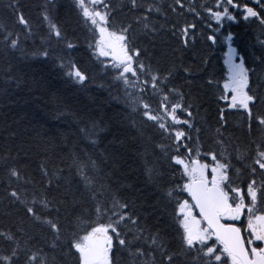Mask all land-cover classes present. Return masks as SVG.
I'll return each mask as SVG.
<instances>
[{"label":"snow or ice","instance_id":"1","mask_svg":"<svg viewBox=\"0 0 264 264\" xmlns=\"http://www.w3.org/2000/svg\"><path fill=\"white\" fill-rule=\"evenodd\" d=\"M255 3L259 10L240 0L201 5L171 0L166 7L157 0H127L120 8L112 0H74V16L64 26L53 22L49 11L56 4L50 5L39 20L47 24V46L32 55H55L67 77L83 87L93 78L92 69L72 59V53L79 46L77 30L85 26L94 40L89 48L106 58L100 66L117 86L113 98L124 110L107 123L88 113L74 114L71 132L49 138L71 163L54 171L40 165L39 180L26 170L25 141L9 144L4 138L0 207L7 223L0 224V264H264V84L251 78L255 69L246 67L244 57L232 61L237 52L231 34L225 37L228 77L217 98L224 107L217 109L215 125L209 126L211 145L202 153L204 129L175 84L180 70L175 63L171 69H154L142 58L147 49L135 37L137 29L146 38L158 35L163 26L153 17L163 16L171 24L169 39L178 45L173 51H189L197 37L187 15L222 23L236 20V10L264 27V0ZM7 7L12 24L0 19V81L18 86L17 54L26 55L35 30L19 0H9ZM124 9L128 15L117 26ZM206 40L215 43L216 36ZM255 59L264 65V49ZM200 62L208 63L206 58ZM182 71L190 86L191 66ZM217 83L209 78L206 86ZM226 112L241 116L242 137L230 131ZM4 130L12 140L19 136L6 122ZM126 138L139 140L142 155L154 157L144 160L139 187L125 170Z\"/></svg>","mask_w":264,"mask_h":264},{"label":"trees","instance_id":"2","mask_svg":"<svg viewBox=\"0 0 264 264\" xmlns=\"http://www.w3.org/2000/svg\"><path fill=\"white\" fill-rule=\"evenodd\" d=\"M209 3L210 0H207ZM242 0L241 3H244ZM113 4L120 8L127 0H112ZM203 0H190V3L201 5ZM9 0H0V19L9 25L12 24L11 9L7 7ZM56 4V8L49 11L53 22L64 26L71 14V4L74 0H19L20 6L25 14L32 20L35 30L34 37L29 38V43L25 48L26 55L16 61L18 73L21 76V83L17 86L4 85L0 81V147L3 146L4 138L9 137L8 143L19 144L25 141L24 147L28 149L27 160L30 162L27 172L31 175L35 173L36 180L40 179L39 166L45 165L49 170L63 168L65 164H70L71 160L66 152L61 153L56 140L49 143L50 137H56L59 132H71L75 125L73 123L74 114H91L93 117L103 119L106 123L116 116L117 112L123 111V105L113 97L117 94V86L112 81L111 76L106 75L100 62L105 60L98 54H93V49L89 44L94 45L92 33L81 25L77 30L79 36V46L72 53V59L79 61L86 68L92 69L89 82L81 87L78 83L70 80L65 74L67 69H61L59 61L55 55H50L47 59L32 52L42 44L46 47L47 24L41 25L40 18L50 5ZM162 7H166L171 0H157ZM185 4V10H187ZM259 10L258 5H254ZM201 12L203 10L201 9ZM240 14L234 11V14ZM128 15L124 9L118 12L116 17L117 26L124 21ZM206 17L207 13H203ZM173 18V17H170ZM240 24H231V20L224 19L222 23L215 20L203 19L200 16L189 14L186 19L190 23L196 24L195 36L197 37L195 48L184 51L178 49V45L168 37V29L171 24L163 16L153 17L158 25L163 28L154 38L145 37L143 32L137 29L135 33L136 42L141 48L147 49V55L142 57L146 63H151L154 69L161 71L171 69L175 63L180 74L175 80L177 87H181L185 92L186 103L193 105V120L198 127L204 129L201 135V152L211 145L208 136L211 134L209 126L215 125L218 117L217 109L224 107L223 103H218L223 81L228 77L225 61L228 57L229 41L225 39L231 34V46L236 49L237 54L244 57L246 67L255 69L250 73L252 79L264 84V65L255 57L261 55L264 49V27L257 19L245 20L243 16H238ZM211 24V27L208 25ZM219 28V31L214 29ZM207 35H215L216 42L206 40ZM34 41V42H33ZM201 58H206L207 65L201 64ZM191 66V85L186 84L183 66ZM3 65H0L2 68ZM211 78L218 82L217 86L208 88L206 81ZM35 81V83H34ZM103 84L104 87H100ZM230 124V131L236 136H243L240 129L242 118L239 115H231L226 112ZM15 121V123H13ZM4 122L11 125V128L19 133V136L12 140L9 132L4 130ZM195 136V133H193ZM111 140V135L105 139V144ZM102 148L104 145L101 146ZM126 168L129 182L137 183L142 180L143 164L146 158H154L149 153L148 157L143 156L144 146L139 140L133 141L126 138ZM21 158H24L22 152ZM61 158L64 164H61ZM139 187V183H137ZM186 195V194H185ZM0 207V224L7 223L4 220ZM168 212L171 209H167ZM152 221H150L151 223Z\"/></svg>","mask_w":264,"mask_h":264},{"label":"flooded vegetation","instance_id":"3","mask_svg":"<svg viewBox=\"0 0 264 264\" xmlns=\"http://www.w3.org/2000/svg\"><path fill=\"white\" fill-rule=\"evenodd\" d=\"M240 2H241V0H240ZM245 2L249 3V5H251V6H254L256 4L255 0H246ZM234 23L235 24L240 23V19L237 18L236 20H234ZM232 61L235 62V63H239L240 60H237V57H234V58H232Z\"/></svg>","mask_w":264,"mask_h":264},{"label":"rangeland","instance_id":"4","mask_svg":"<svg viewBox=\"0 0 264 264\" xmlns=\"http://www.w3.org/2000/svg\"><path fill=\"white\" fill-rule=\"evenodd\" d=\"M108 59H110V57L108 58ZM3 212V210L1 211V213Z\"/></svg>","mask_w":264,"mask_h":264}]
</instances>
